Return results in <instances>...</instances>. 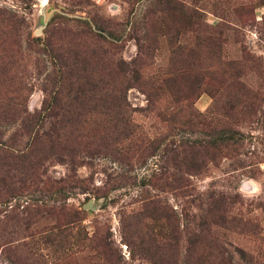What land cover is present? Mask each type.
<instances>
[{"label": "rangeland", "instance_id": "obj_1", "mask_svg": "<svg viewBox=\"0 0 264 264\" xmlns=\"http://www.w3.org/2000/svg\"><path fill=\"white\" fill-rule=\"evenodd\" d=\"M0 264H264V0H0Z\"/></svg>", "mask_w": 264, "mask_h": 264}, {"label": "trees", "instance_id": "obj_2", "mask_svg": "<svg viewBox=\"0 0 264 264\" xmlns=\"http://www.w3.org/2000/svg\"><path fill=\"white\" fill-rule=\"evenodd\" d=\"M38 120V117H34V116H26L25 118L21 119L20 123H21V127L25 128V129H31L33 128V126L35 125V121ZM39 122V121H38ZM41 123V121H40Z\"/></svg>", "mask_w": 264, "mask_h": 264}]
</instances>
